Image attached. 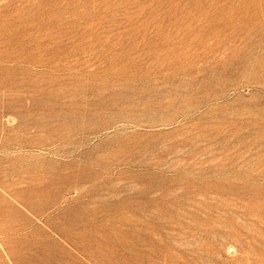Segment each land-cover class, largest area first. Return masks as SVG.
Segmentation results:
<instances>
[{"label":"rangeland","instance_id":"rangeland-1","mask_svg":"<svg viewBox=\"0 0 264 264\" xmlns=\"http://www.w3.org/2000/svg\"><path fill=\"white\" fill-rule=\"evenodd\" d=\"M0 264H264V0H0Z\"/></svg>","mask_w":264,"mask_h":264},{"label":"bare ground","instance_id":"bare-ground-1","mask_svg":"<svg viewBox=\"0 0 264 264\" xmlns=\"http://www.w3.org/2000/svg\"><path fill=\"white\" fill-rule=\"evenodd\" d=\"M132 63V62H131ZM109 66H110V64H109ZM125 66V65H124ZM131 66V65H130ZM132 67V66H131ZM134 67V66H133ZM110 68V67H109ZM113 68V67H112ZM123 68H125V67H123ZM166 68V67H165ZM204 68V67H203ZM111 69V68H110ZM114 69V68H113ZM113 69H112V71H113ZM128 69V68H127ZM122 70V69H121ZM126 70V69H125ZM160 70H162L161 68H160ZM206 70V69H205ZM128 71V70H127ZM114 72H116L115 70L113 71V73ZM124 72H126V71H124L123 70V73ZM201 72H203V71H201ZM204 72H207V71H204ZM203 72V73H204ZM112 73V72H111ZM118 73V71L115 73V74H117ZM130 73H131V71H130ZM119 74V73H118ZM135 74V73H134ZM161 74V73H160ZM223 74V73H222ZM221 74V75H222ZM113 75V74H112ZM120 75V74H119ZM136 75H138L137 73H136ZM136 75H134V76H136ZM163 75V74H162ZM200 76L202 75V74H199ZM114 76V75H113ZM121 76H124L123 74L121 75ZM132 76V75H131ZM130 76V77H131ZM158 76H160V75H158ZM170 76V75H169ZM173 76V75H172ZM194 76V75H193ZM109 77V76H108ZM116 77V76H115ZM128 77V76H127ZM141 77V76H140ZM143 77V76H142ZM166 77H168V76H166ZM134 78V80L136 81L138 78H136L135 79V77H133ZM148 78L149 77H147V80H148ZM152 78V77H151ZM150 78V79H151ZM195 78V77H194ZM196 78H197V76H196ZM116 79V78H115ZM114 79V80H115ZM121 78H119V80H120ZM122 79H124L123 77H122ZM142 79V78H141ZM141 79H138V80H141ZM149 79V80H150ZM157 79V78H156ZM172 79H174V78H172ZM113 80V81H114ZM119 80H118V82H119ZM125 80V79H124ZM133 79H132V77H131V81H132ZM115 81H117V79L115 80ZM145 81H146V79H145ZM144 81V82H145ZM174 82H175V80H173ZM172 81V82H173ZM177 81V80H176ZM211 81V80H210ZM108 82V81H107ZM139 82H141L140 83V86H142V84L144 83V82H142V81H138V83ZM191 82V81H190ZM214 82V81H213ZM109 83V82H108ZM113 83V82H112ZM117 83V82H116ZM124 83V82H123ZM126 83H128V82H126ZM130 83V82H129ZM133 83H134V81H133ZM148 85H149V88L151 89V87L153 88L154 87V83H153V81H152V79L150 80V81H147L146 82ZM145 83V84H146ZM198 83H199V81H198ZM131 84H132V82H131ZM136 84H137V81H136ZM121 85H125V83L124 84H122L121 83ZM120 84H119V86H121ZM197 85V84H196ZM126 86V85H125ZM134 86V85H133ZM140 86H137V87H139V89H137V90H139V91H141L140 90ZM143 86H144V84H143ZM186 85H184V87H185ZM123 86H121V88H122ZM163 87V86H162ZM191 87V86H190ZM190 87H189V89H190ZM126 88V87H125ZM134 88V87H133ZM133 88H131V89H133ZM142 88V87H141ZM146 88H148V87H146ZM176 88V87H175ZM174 88V89H175ZM186 88V87H185ZM185 88H184V90H185ZM193 88H195V87H193ZM198 88V87H197ZM202 88V87H201ZM118 89H120V88H118ZM117 88H116V90H118ZM135 89V88H134ZM173 89V88H172ZM113 90H115L114 88H113ZM129 90V89H128ZM153 91H154V98H153V100L151 101V102H149V101H146V100H143V97H141V95H137L136 94V96L135 97H133V96H129V95H119V97H117V98H115L116 96H114V98H112L111 99V109L113 110V120L111 121V123L109 124V126L110 127H112L113 126V124H115V123H122L121 125L122 126H126V125H128V124H131V126H132V124H135L137 127H142V125H145V122H148V123H150V124H146V125H148V127L149 126H151V127H156V126H158V125H160V124H158V122H154V121H152V120H149L148 119V117L153 113L154 114V112H158V111H161V113H162V110H164V109H169V107H170V109H172L171 108V104L173 103V101H167V100H163V98H165V97H163L164 96V93H162V92H160V91H158L157 89H155V88H153L152 89ZM159 90H162L161 88L159 89ZM176 90H178V89H176ZM196 89H194V91H195ZM150 91V90H149ZM171 91V93H173L175 90H170ZM197 91H199V90H197ZM112 92V91H111ZM143 93H144V91H142ZM148 92V91H147ZM151 92V91H150ZM191 92V90L189 91V93ZM196 92V91H195ZM118 93V92H117ZM125 93V92H124ZM175 93V92H174ZM177 93V92H176ZM184 93V92H183ZM188 93V92H187ZM192 93V92H191ZM197 93H199V92H197ZM202 92L200 91V94H201ZM218 93V92H217ZM130 94V93H129ZM152 94V93H151ZM166 94H168V93H166ZM170 94V93H169ZM114 95V94H113ZM176 95V94H175ZM174 95V96H175ZM193 96H194V94H192ZM112 96V95H111ZM167 97H168V95H166ZM172 96V95H171ZM179 95H177L176 97H175V99L176 98H178L179 99V97H178ZM188 96V95H187ZM186 95H185V97H187ZM191 96V95H190ZM146 97V96H145ZM173 97V96H172ZM171 97V98H172ZM182 97H184V96H182ZM192 97V96H191ZM111 98V97H110ZM181 98V97H180ZM178 99H176V101H178ZM148 100V99H147ZM206 100H207V98H206ZM107 101V100H106ZM174 103H175V100H174ZM180 102H178V104H179ZM200 103V102H199ZM177 104V105H178ZM194 104H195V102H194ZM194 104H189L190 105V107H196V106H199V105H194ZM186 105V104H185ZM181 106V105H180ZM187 106H188V104H187ZM183 107H184V105H183ZM186 107V106H185ZM184 107V108H185ZM175 107H173V109H174ZM169 110H167V112H168ZM112 113V112H111ZM157 114V113H156ZM158 114H160V113H158ZM157 114V115H158ZM159 117V116H158ZM158 117H157V119L156 120H158ZM110 120V119H109ZM155 120V121H156ZM167 122V121H166ZM166 122L164 123V125H166ZM171 122V121H170ZM101 123V122H100ZM106 124V123H105ZM167 124H169V123H167ZM170 124H172V122L170 123ZM169 124V125H170ZM86 125V124H85ZM99 125V124H98ZM104 125V124H103ZM119 125V124H118ZM162 125L163 124H161L160 126L162 127ZM163 125V126H164ZM87 126V125H86ZM85 126V130L87 131V132H89V133H95V132H97L98 131V126H97V124H96V126H93V127H86ZM122 126H121V128H122ZM130 126V127H131ZM135 126V127H136ZM81 127H84V126H81ZM136 127V128H137ZM147 127V126H146ZM167 127V126H166ZM104 128V127H103ZM120 128V127H119ZM120 128V129H121ZM126 128H128V127H126ZM135 128V129H136ZM84 129V128H83ZM112 129H113V127H112ZM137 129H139V128H137ZM136 129V130H137ZM157 128H155V131H157L156 130ZM160 129V128H159ZM99 130H100V128H99ZM122 130H123V128H122ZM140 130V129H139ZM145 130V129H144ZM147 130V129H146ZM145 130V131H146ZM151 130V129H150ZM166 131H168L167 130V128L165 129ZM113 131V130H112ZM116 131V130H115ZM130 131V130H129ZM131 131H133L134 132V130H131ZM141 131V130H140ZM154 131V132H155ZM166 131L165 132H163V131H159V133H157L159 136H164V134L166 133ZM132 132V133H133ZM135 132H137V131H135ZM149 132V131H148ZM169 132H170V130H169ZM138 133H140V132H138ZM138 133H137V135H138ZM142 133V132H141ZM171 133V132H170ZM116 133H114V135H115ZM119 134V133H118ZM134 134V133H133ZM136 134V133H135ZM154 134H156V132L155 133H150L149 134V136L150 135H154ZM126 135V134H125ZM140 135V134H139ZM169 135V134H168ZM130 136H131V134H130ZM130 136H128V138L130 137ZM135 135H133V137H134ZM145 136V135H144ZM132 137V136H131ZM141 137H142V135H141ZM153 137V136H152ZM126 138V137H125ZM159 140H160V138L159 137H157ZM164 138V137H163ZM144 139V138H143ZM142 139V140H143ZM156 139V138H155ZM154 139V140H155ZM157 139V140H158ZM167 139V138H166ZM165 139V140H166ZM125 141H124V143H123V146H124V148L126 147V148H130V145H128V144H130V142H129V140H127V138L126 139H124ZM130 140H133V139H131L130 138ZM146 140H147V138H146ZM145 140V141H146ZM153 140V141H154ZM165 140H163V143H165L164 141ZM173 140H175V139H173ZM156 141V140H155ZM176 141V140H175ZM174 141V142H175ZM134 142V141H133ZM161 142H162V139H161ZM168 142V141H167ZM170 142V141H169ZM177 142V141H176ZM186 142V141H185ZM143 143V142H142ZM160 142H158V144H159ZM162 143V144H163ZM157 144V146H159ZM161 144V143H160ZM173 145L174 144H176V143H172ZM172 144H170V145H172ZM137 145V144H136ZM143 145V144H142ZM155 145V144H154ZM153 145V146H154ZM163 145H165V144H163ZM172 145V146H173ZM181 146V142H180V144L179 143H177L176 144V146ZM152 146V145H151ZM169 146V145H168ZM171 146V148H173ZM155 147H156V145H155ZM160 147V146H159ZM162 147V146H161ZM185 147V146H184ZM123 148V149H124ZM136 148H138L139 149V147H136ZM144 147H142V149H143ZM162 148H164V147H162ZM161 148V149H162ZM170 148V149H171ZM178 148V147H177ZM119 149V148H118ZM133 149H134V146H133ZM137 149V150H138ZM154 149V148H153ZM159 149V148H158ZM175 149H176V147H175ZM174 149V150H175ZM180 149H181V147H180ZM179 148L178 149H176V150H180ZM120 150V149H119ZM118 150V151H119ZM141 150V149H140ZM139 150V151H140ZM182 150V149H181ZM134 151H136V150H134ZM133 151V152H134ZM143 151V150H142ZM148 151V150H147ZM146 151V152H147ZM150 151H151V149H150ZM150 151H149V153H150ZM157 151V150H156ZM160 151H162V150H160ZM166 151V150H165ZM154 152V151H153ZM171 152V151H170ZM169 152V153H170ZM121 155H122V153L121 152H119ZM132 153V152H131ZM136 153V152H135ZM139 153V152H138ZM116 154V153H115ZM172 154V153H171ZM174 154V153H173ZM173 154H172V156H173ZM175 154H176V152H175ZM174 154V155H175ZM116 155H118V154H116ZM125 155V154H124ZM130 155V154H129ZM128 155V156H129ZM148 155V154H147ZM170 155V154H169ZM168 155V156H169ZM127 156V157H128ZM132 156H134L133 154H132ZM145 156V155H144ZM120 157V156H119ZM142 157V156H141ZM146 157V156H145ZM166 157V156H165ZM183 157V156H182ZM116 158V157H115ZM122 158V157H121ZM130 158H131V155H130ZM148 158V157H147ZM168 158V157H167ZM117 159V158H116ZM133 159V158H132ZM134 159H135V157H134ZM141 160H143L144 159V157L143 158H140ZM118 160V159H117ZM126 160H128V158H126ZM145 160V159H144ZM132 161V160H131ZM136 161H138V159H136ZM128 163H130V161L128 162ZM136 163V162H135ZM132 164V163H131ZM134 164V163H133Z\"/></svg>","mask_w":264,"mask_h":264}]
</instances>
